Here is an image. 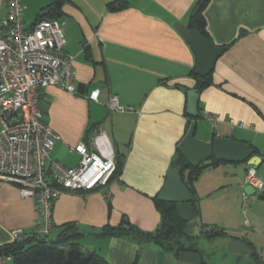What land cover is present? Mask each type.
I'll return each instance as SVG.
<instances>
[{
	"label": "crops",
	"instance_id": "crops-1",
	"mask_svg": "<svg viewBox=\"0 0 264 264\" xmlns=\"http://www.w3.org/2000/svg\"><path fill=\"white\" fill-rule=\"evenodd\" d=\"M5 1L0 0V21ZM111 1L68 0L62 5L58 20L79 93L47 86L40 90V107L44 121L60 136L51 151L54 160L77 164L79 157L69 148L89 143L102 131L114 155L121 157V169L106 187L56 198L48 238L73 224L83 233L80 247L98 252L109 264H246L235 255L203 258L204 262L180 260L153 242L95 233L105 225L118 226L123 218L144 232L158 228L154 200L190 122H196L195 137L202 141L228 136L252 145L261 158L257 168L264 165V0H208L205 5L208 39L224 51L211 71L210 85L199 91L196 119L186 113L187 97L179 89L196 85L195 54L179 29H187L198 0H125L123 7L110 10ZM20 3L24 11L26 5ZM38 13L24 25L31 26ZM93 89L99 90L97 100L87 97ZM110 95L127 109H109ZM206 114L215 117L214 123ZM219 165L203 168L193 179L198 223L224 232L214 236L231 253L250 252L246 242L254 244L247 234L238 235L233 214L223 213L221 219L200 205L203 192L228 193L229 188L237 189L242 200L250 199L244 192L248 165L243 163L241 174L219 170ZM203 173L205 180L198 183ZM16 228L23 235L43 238L37 232L35 201L21 198L16 185L0 182V245L14 241L10 231ZM260 248L264 252V245ZM6 261L13 262L4 257L0 264H9Z\"/></svg>",
	"mask_w": 264,
	"mask_h": 264
},
{
	"label": "built area",
	"instance_id": "built-area-1",
	"mask_svg": "<svg viewBox=\"0 0 264 264\" xmlns=\"http://www.w3.org/2000/svg\"><path fill=\"white\" fill-rule=\"evenodd\" d=\"M20 0H6L0 21V182L17 186L21 198L35 201L37 232L47 236L51 228L52 202L67 192L87 193L106 187L115 171L113 150L104 132L89 143L80 142L69 150L79 157L67 166L51 157L60 136L44 121L40 90L56 86L77 94L72 57L64 51L63 28L56 18L40 19L25 26ZM98 89L89 99L97 100ZM108 107L123 112L115 95ZM214 123L215 117L206 114ZM245 182L256 190L264 180L255 166H248ZM13 239L23 230L10 231Z\"/></svg>",
	"mask_w": 264,
	"mask_h": 264
},
{
	"label": "trees",
	"instance_id": "trees-1",
	"mask_svg": "<svg viewBox=\"0 0 264 264\" xmlns=\"http://www.w3.org/2000/svg\"><path fill=\"white\" fill-rule=\"evenodd\" d=\"M66 1L68 0H49V3L36 15L33 24L44 18L58 19L61 15V7ZM207 2L208 0H198L196 2L190 12L187 25L189 31H197L206 38H208V33L203 11ZM124 5L125 0H114L107 4V8L113 10L121 8ZM210 74L211 72L205 77H198L193 74L196 78L195 89L198 92L210 85ZM77 93H79V90H77ZM190 123L187 125V128ZM249 147L253 149L255 154V148L250 144ZM114 158L115 171L112 178L120 172L122 164L119 155H114ZM219 162L223 161L211 159L210 162L206 164L192 167L179 152H177L172 162L173 168H178L181 171L184 184L192 196V207L195 212L197 211V199L194 196L195 191L192 186V177L194 175L197 176L203 168L218 164ZM154 201L156 209L160 214V224L153 233L144 232L130 223L126 218H123L118 226L105 225L100 231L96 232L95 235L98 237L130 236L137 242H153L176 256L181 250L196 251L202 257V262H204L201 251L196 244V239H191L184 235V222L179 219L175 204L161 202L158 201L157 198ZM204 228L205 225H202L200 236L204 235L207 237L208 233L214 231L212 228ZM221 235H225L224 232L221 231ZM82 236L83 233L73 224H66L54 239H49L48 235L43 236V238L41 236H33L22 242L15 239L10 243L0 245V259L11 257L13 264H109L98 252L84 250L80 247L78 241ZM213 236L214 235L211 237ZM246 245L249 246L250 252L255 258H261L259 252H257L252 243L246 242Z\"/></svg>",
	"mask_w": 264,
	"mask_h": 264
},
{
	"label": "water",
	"instance_id": "water-1",
	"mask_svg": "<svg viewBox=\"0 0 264 264\" xmlns=\"http://www.w3.org/2000/svg\"><path fill=\"white\" fill-rule=\"evenodd\" d=\"M185 40L190 45L195 54V67L193 74L198 77L207 76L214 68L217 58L224 51V47L214 45L208 38L203 37L197 31H189L186 28L179 29ZM179 89L186 94V113L196 119L199 117L198 102L199 92L185 87ZM196 122H192L184 137L177 146L178 152L186 162L192 167L206 164L209 160L224 161L229 163H246L248 166L259 165L261 158L254 154L249 144L236 140L232 137L214 136L209 141H202L195 137ZM194 175L192 179H195ZM244 192L251 194L255 189L246 185ZM157 200L166 203H174L179 219L184 222L183 233L191 239H197L201 234V226L197 220V213L192 207V196L184 184L181 171L172 168L166 175L164 185L157 194ZM221 230L216 229L208 233L207 237L219 235ZM33 237L31 234L23 235L18 238L22 242ZM180 260L201 262L202 257L196 251L181 250L178 253Z\"/></svg>",
	"mask_w": 264,
	"mask_h": 264
},
{
	"label": "rangeland",
	"instance_id": "rangeland-1",
	"mask_svg": "<svg viewBox=\"0 0 264 264\" xmlns=\"http://www.w3.org/2000/svg\"><path fill=\"white\" fill-rule=\"evenodd\" d=\"M23 2L26 5L25 10L23 11L24 24L29 25L35 14L40 12L49 1L23 0ZM219 164V170L227 169L228 173L233 171H236L240 174L243 173V163L229 164L227 162H219ZM204 174L206 173H203V175L198 177L196 180L198 183L205 180L206 175ZM257 175L264 179V165H260L257 168ZM229 176L230 174H227V177L224 178L225 181L229 180ZM236 190L237 189L229 188L228 193L215 191L213 194L203 192L198 196L200 197V205L208 215L216 214L217 212L220 214L219 217L221 219L224 217L223 213L227 214L225 217L233 214V220L237 224V229L239 231L238 235L247 234L250 236V239L255 245L256 250L261 252V258H255L250 252L247 251H244V253L239 252V255L231 253L226 249V244L220 243L218 236L209 238L201 235L196 239V244L201 251L203 258L206 259H210L211 257L228 258L229 255H235L236 257H239V261L245 262L246 264H263L262 260H264V252H262L260 247L264 245V188L262 190L255 189L254 193L247 195L246 197L250 198L249 201L242 200L240 192L238 191L237 194ZM6 262L10 264L9 261ZM11 264H13V262Z\"/></svg>",
	"mask_w": 264,
	"mask_h": 264
}]
</instances>
